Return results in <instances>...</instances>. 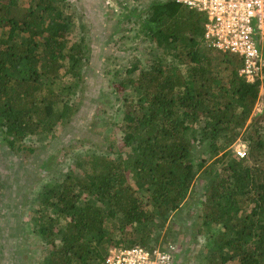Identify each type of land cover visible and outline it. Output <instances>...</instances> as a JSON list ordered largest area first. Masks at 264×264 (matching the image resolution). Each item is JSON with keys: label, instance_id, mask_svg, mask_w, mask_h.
Wrapping results in <instances>:
<instances>
[{"label": "trees", "instance_id": "trees-1", "mask_svg": "<svg viewBox=\"0 0 264 264\" xmlns=\"http://www.w3.org/2000/svg\"><path fill=\"white\" fill-rule=\"evenodd\" d=\"M67 1L0 0V136L9 152L29 150L27 139L54 133L80 110L90 58L85 40L72 37ZM140 17L138 34L159 54L133 57L113 83L119 95L132 92L119 150L78 153L62 181L39 194L36 264H104L103 245L155 249L157 232L221 153L203 175L199 219L218 229L200 264H264V113L244 133L247 158L229 153L258 83L240 74L239 56L207 44L204 13L155 0Z\"/></svg>", "mask_w": 264, "mask_h": 264}, {"label": "rangeland", "instance_id": "rangeland-1", "mask_svg": "<svg viewBox=\"0 0 264 264\" xmlns=\"http://www.w3.org/2000/svg\"><path fill=\"white\" fill-rule=\"evenodd\" d=\"M153 1H67L71 11L76 13L72 37L85 40L90 58L85 68V82L76 100L80 102V110L70 123L58 127L54 133L27 139L24 145L35 150L34 153L30 149L9 152L0 136V264H36L41 251V241L35 239L32 230L37 197L48 185L62 181L78 153L102 154L112 148L110 154H113L119 150L121 133L117 127L122 121L123 100L132 92L128 90L119 95L113 83L121 81L118 73L133 57L149 62L159 54L158 49L138 34L140 16ZM258 87V100L251 119L229 148L231 157L240 159L237 151L246 149L242 140L244 133L251 122L264 113V79L258 82ZM201 150L209 155L207 146H202ZM223 154L208 160L185 200L170 214L165 228L157 232L156 247H166L169 243L176 247L174 264H200V257L209 251L211 235L218 228H203L199 219L201 193L207 185L203 175ZM110 247L102 246L105 256ZM13 252L18 254L13 256ZM21 255L23 261L20 262Z\"/></svg>", "mask_w": 264, "mask_h": 264}, {"label": "built area", "instance_id": "built-area-1", "mask_svg": "<svg viewBox=\"0 0 264 264\" xmlns=\"http://www.w3.org/2000/svg\"><path fill=\"white\" fill-rule=\"evenodd\" d=\"M206 15L204 40L209 46L243 60L240 74L249 83L264 79V0H177ZM244 159L246 149L237 151ZM176 247L153 250L111 246L105 264H174Z\"/></svg>", "mask_w": 264, "mask_h": 264}]
</instances>
